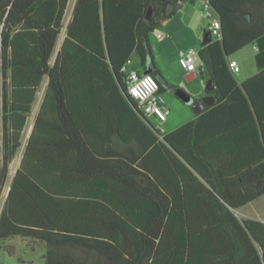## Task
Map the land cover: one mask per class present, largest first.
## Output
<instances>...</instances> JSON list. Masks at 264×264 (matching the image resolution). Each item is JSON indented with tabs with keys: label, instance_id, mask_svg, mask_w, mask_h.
Instances as JSON below:
<instances>
[{
	"label": "trees",
	"instance_id": "16d2710c",
	"mask_svg": "<svg viewBox=\"0 0 264 264\" xmlns=\"http://www.w3.org/2000/svg\"><path fill=\"white\" fill-rule=\"evenodd\" d=\"M70 1L0 0V185L8 178L9 164L22 146L38 92L48 80L22 165L13 177L7 206L0 217V246L11 252L13 247L5 245L8 239L34 238L46 248V264H228L223 260H236L244 237L248 242H241L240 250L250 262H256L258 249L248 238L249 233L260 249L259 263H264V222L239 219L234 213L264 194V0H207L222 24V36L208 42L203 39L200 46V63L206 78L212 79L215 86L206 93L213 95L215 102L195 113L193 120L165 133L163 139L149 120L147 141L141 142L137 136L138 149L127 154V159L96 162L100 167L114 169L107 187L109 193L128 195L133 200L86 201V214L93 208L101 212L95 218L85 216L75 222L79 224L75 230L82 227L79 232L68 231V227L75 226H69L71 220L55 207L48 214L40 200L46 196L55 199L61 194L60 187H48L44 169L37 173L27 169V160L32 157L42 164L47 162L37 147L45 145L43 135L49 129L55 134L48 146L57 160L48 169L54 173L60 174L57 166L62 144L73 146L79 153L89 146L86 136H78L77 117L62 111L65 100L73 97L71 84L76 85L79 79L119 82L144 118L138 101L129 93L122 67L129 60L140 71L154 67L149 73L163 92L150 33L162 27L184 4L195 0H75L65 27ZM64 27L65 35L55 54ZM250 44L258 48L256 63L260 71L238 86L230 60ZM47 110L52 114L47 115ZM222 114L232 134L238 130L255 133L259 141L257 156L247 154L226 163L209 159L204 132L214 120L219 129ZM138 119L136 116L131 121L133 129H139ZM60 130L68 133L63 136ZM157 147L168 150L177 175L168 174L167 178L159 172ZM230 156L235 159L238 155ZM252 169L259 181L255 186L251 185ZM27 179L32 184L30 189ZM234 182H239L240 187ZM121 183L125 186L121 187ZM237 190H243L244 199H239ZM20 193L34 202L40 219L29 222L15 217L13 197ZM52 202L57 205L55 200ZM228 238L234 241L229 253ZM75 247L83 256L77 255Z\"/></svg>",
	"mask_w": 264,
	"mask_h": 264
},
{
	"label": "crops",
	"instance_id": "0c3cea01",
	"mask_svg": "<svg viewBox=\"0 0 264 264\" xmlns=\"http://www.w3.org/2000/svg\"><path fill=\"white\" fill-rule=\"evenodd\" d=\"M74 3L75 0H71L69 3L64 19L65 27L72 16ZM202 9V0H195L184 4L182 8H180L177 13L163 25V33L158 34L159 43L162 44L161 47L166 57H169L167 53H165V49L167 50V47L173 46L174 43H177L176 41L178 39H189V41L185 42V44H179L180 46L178 47V51L175 53V57H173L177 62L179 70L176 68H173L174 71L169 70V67L164 64L162 58L155 57L157 67L162 75V77H160L161 83L162 81H165L166 75L172 71V83L169 82V85L173 87L175 91L183 87L181 89H185L195 98H202L207 95L206 85L205 88H201L199 84L191 85L192 83L188 82L193 79L197 80V72L187 71L181 66L178 52L191 47H196L201 40V35L204 36L205 31L208 30L209 20L202 13ZM65 27L63 31H65ZM256 47V45L250 44L231 57V59L237 60L240 66L239 71L234 72L238 86L260 71L256 63V54L258 50ZM244 50H247L245 51V54L248 58L252 57L254 59L253 64L250 62L245 64L243 59L244 56L240 55ZM200 65L201 63L199 66ZM133 66L137 69L139 68L135 62ZM115 77L116 76H114V78ZM89 79V77L82 78L76 82V85L71 84V94L73 97L65 100V108L62 109L63 112L69 115L73 113L77 117L79 125L77 126L78 136H81L83 139L86 136L90 143L89 146L87 145L84 148H81L79 153L78 149H75L73 146H66L62 144L59 153V164L57 166V168L60 169V174L56 172L54 173L48 168L51 164L52 167L54 164L56 165L54 162H56L57 157H55L56 155L54 154V151H52L48 146V142H53L55 133L49 129V131L45 132L43 135L45 145L43 147H37L40 151H43L45 161L47 162L42 164L40 161L29 157L26 163L27 169H30L33 172L36 171L35 173H37V171L41 172V170L44 169V182L47 183L48 187H52V184L59 185L61 190V194L59 196L55 199L51 196H48V198L46 196L41 199L40 202L48 214H52L53 207H55V209L58 210L64 218L71 220L69 221V226L75 227H68V231L73 232H79L78 230L81 231L82 229V227H79L80 229L78 228L75 230L79 224L74 223H79V219L82 220L85 216L95 218L99 216L98 212H101L98 209L93 208L91 213L86 214V208L84 207L86 201L101 203L103 200H133V197L128 195H111L109 193L110 190L107 189V187L110 185L109 182H111L112 177L111 173H114V169L111 168V166L100 167L96 164V162L100 160L127 159V154H131L132 151H136L138 149L139 144L137 142V136H139L141 142H146L149 136L146 128L150 125L146 120H143L139 114L136 115L134 113L136 111L134 110L130 99L121 88L119 82H103L100 79L99 82H96V80L89 82ZM46 87L47 84L44 88L42 85L40 91L38 92L31 116L24 131L22 146L19 148L14 159L9 164V174L7 180L0 185V217L5 206H7L6 204L12 187L13 177L22 165L25 147L28 144L29 137L33 131L35 119L41 109ZM162 88V93L164 94L165 88L163 85ZM168 101L175 103L173 97H170ZM168 101L166 99L167 106ZM183 103L189 110L188 120H186L183 124H179L180 122L177 118L170 117V111L168 119L164 123L166 134L174 131L176 128L195 118V112L192 107L185 102ZM46 114L51 115L52 113L47 110ZM53 114L56 116V113L53 112ZM135 115L137 116V119H141H138L140 120L137 125L139 126V129H133V125L131 124L134 117L136 118ZM219 117H221L220 128L218 129V126L215 124L216 121L212 119L214 121L210 123V128L204 132V148L209 159L218 163H226L230 160L234 162L242 158L243 155L248 154L257 156V154H259V141H257L254 132L251 131L250 133L246 130L237 129L238 131H236L235 134H232L225 125L227 123L226 115L222 114L219 115ZM143 126H145L144 129ZM60 132H62L63 136H66V133H68L64 130H60ZM245 138H247L246 141ZM164 143L168 149H172L175 154L182 159L202 181L205 182L204 178H202V176L188 162H186L182 155L174 150L168 143ZM157 151L160 166L159 172H162V174L166 177H169L170 174L177 175L175 169L169 162L172 158L169 155L168 150L157 147ZM230 155L238 156L234 159V157ZM54 157L56 158L55 160L53 159ZM176 170L179 171L177 166ZM252 176L253 184L251 185L255 186L259 183V181L257 182V176L255 177L253 169ZM57 177H60V179H56ZM100 180H103L105 183H100ZM112 182H114V180H112ZM234 183V186L240 187L239 182ZM27 184L29 185L28 189H30L32 186L30 179H27ZM100 186L103 187V189L99 190ZM120 186L124 187L125 185L121 183ZM101 191L107 194L101 195ZM237 191L241 197L239 199H244L246 194L243 190ZM53 200H55L57 205H53ZM33 203L34 202L28 195L27 197H24L22 193L15 195L13 197L12 208L15 217L22 220L26 219L29 222H34L35 220L40 219L41 217L39 211L33 206ZM234 213L239 219L251 218L264 222V194L249 200L239 209H235ZM248 235V238L252 239L254 245L258 249V258L256 259V262L254 259L253 262H250L249 257H245L240 250V248L243 247L241 242L243 244L246 241L248 242L247 237H244L241 239V242H239L240 248L236 253L238 256L236 260L233 261L228 258L223 260V263L232 264V262H234L236 264H260V249L253 240L252 236L249 233ZM233 242L234 241L231 238H228V253ZM5 245L12 246L13 249L11 252H8L0 246V264H46L45 258L43 257L46 248L43 244L37 243L34 238L16 236L8 239L5 242ZM75 250L77 255L83 256L79 247H75Z\"/></svg>",
	"mask_w": 264,
	"mask_h": 264
},
{
	"label": "built area",
	"instance_id": "2783aa9c",
	"mask_svg": "<svg viewBox=\"0 0 264 264\" xmlns=\"http://www.w3.org/2000/svg\"><path fill=\"white\" fill-rule=\"evenodd\" d=\"M202 3V13L209 20L208 30L211 32L213 38H220L222 36V24L219 17L215 15L212 6L207 0H202ZM179 62L187 71L198 72L200 47L181 50L179 52ZM133 65L134 62L129 60L122 67V71L126 74L129 93L138 101V106L145 115L144 118L154 123L155 127L160 131V137L163 139L166 133L164 123L170 114L166 98L160 92L159 82L155 76L151 73L141 72ZM230 67L234 72L240 69L238 61L234 59L230 60Z\"/></svg>",
	"mask_w": 264,
	"mask_h": 264
},
{
	"label": "rangeland",
	"instance_id": "374dc122",
	"mask_svg": "<svg viewBox=\"0 0 264 264\" xmlns=\"http://www.w3.org/2000/svg\"><path fill=\"white\" fill-rule=\"evenodd\" d=\"M163 27H160V28H157L155 31L151 32L150 33V39H151V43H152V48H153V51H154V55L155 57L157 58H162V60L164 61V64L169 67L168 69L169 70H172L174 71V69L176 68L177 70L178 69V66H177V62L176 60L173 58L175 57V53H177L178 51V47L180 46L179 44H185V42L189 41V39H178L176 42L177 43H174L173 46H170V47H167V50L165 49V53H167V55L169 57H166V55L164 54V51L161 47L162 44L159 43V33H163ZM65 35V31H62L59 39H58V44H57V47H56V52L55 54L57 53L59 47H60V44L62 42V39ZM204 39V36L201 35V40L200 42L198 43V45L196 47H200L201 46V43ZM247 50H244L243 52H241L240 55H243L244 56V62L245 64H248L249 62L251 64H253V58H248V56L245 54ZM179 53V52H178ZM174 68V69H173ZM172 71H170V73H168V75H166L165 77V81H162V85L163 87L165 88V92H164V96L165 98L167 99V101L169 100L170 97H173V100L175 101V103H172L170 101H168V108L170 109L171 111V115L170 117H175L179 120V124H183L184 122H186V120H188V114H189V110L188 108H186V106H184V103L182 102V100L176 95L175 93V89L173 87H171L169 85V82L172 83ZM143 72V71H141ZM197 80H191V81H188L190 83H192L191 85H197L199 84V86L202 88H205V85L206 83L204 82V79L203 77L200 75L199 71L197 72ZM207 79V78H206ZM209 79V78H208ZM207 79V80H208ZM168 81V82H167ZM47 84V78L44 80L43 82V88L45 87V85ZM183 88V87H181Z\"/></svg>",
	"mask_w": 264,
	"mask_h": 264
},
{
	"label": "water",
	"instance_id": "95a60500",
	"mask_svg": "<svg viewBox=\"0 0 264 264\" xmlns=\"http://www.w3.org/2000/svg\"><path fill=\"white\" fill-rule=\"evenodd\" d=\"M212 40V34L210 31H208L205 36H204V42H208V41H211ZM154 70V67L152 66H149L147 69H145L143 72L144 73H149L150 71ZM199 73L200 75L203 77V79L206 78V74H205V69H204V66L203 65H200L199 66ZM116 76V75H115ZM117 77V76H116ZM215 86L212 82V79H208L207 82H206V89L208 90H211V89H214ZM125 93V92H124ZM176 95L185 103L189 104L192 106V109L195 113H199L203 110H205L206 108V105L209 104H213L215 102V98L213 95H205L204 97L202 98H195L193 97L192 95H190L185 89H177L175 91ZM131 101V100H130ZM131 104L132 106L134 107V109L137 111V109L135 108L134 104L132 103L131 101ZM138 112V111H137ZM139 115H141L139 112H138ZM144 120H146L145 118H143ZM147 123L149 125H151V123L146 120Z\"/></svg>",
	"mask_w": 264,
	"mask_h": 264
}]
</instances>
